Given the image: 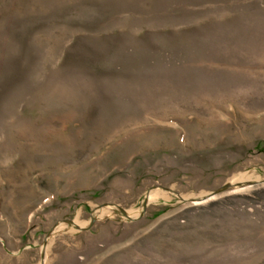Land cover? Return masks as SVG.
<instances>
[{
	"label": "rangeland",
	"instance_id": "1",
	"mask_svg": "<svg viewBox=\"0 0 264 264\" xmlns=\"http://www.w3.org/2000/svg\"><path fill=\"white\" fill-rule=\"evenodd\" d=\"M0 264H264V0H0Z\"/></svg>",
	"mask_w": 264,
	"mask_h": 264
},
{
	"label": "bare ground",
	"instance_id": "2",
	"mask_svg": "<svg viewBox=\"0 0 264 264\" xmlns=\"http://www.w3.org/2000/svg\"><path fill=\"white\" fill-rule=\"evenodd\" d=\"M152 196H153V195L151 194L150 198H152Z\"/></svg>",
	"mask_w": 264,
	"mask_h": 264
}]
</instances>
